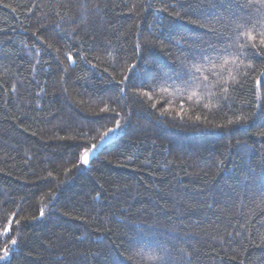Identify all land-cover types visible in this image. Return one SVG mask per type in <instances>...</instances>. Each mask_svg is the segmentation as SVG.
Masks as SVG:
<instances>
[{"label": "trees", "instance_id": "trees-1", "mask_svg": "<svg viewBox=\"0 0 264 264\" xmlns=\"http://www.w3.org/2000/svg\"><path fill=\"white\" fill-rule=\"evenodd\" d=\"M262 39L264 0H0V264H264Z\"/></svg>", "mask_w": 264, "mask_h": 264}, {"label": "snow or ice", "instance_id": "snow-or-ice-1", "mask_svg": "<svg viewBox=\"0 0 264 264\" xmlns=\"http://www.w3.org/2000/svg\"><path fill=\"white\" fill-rule=\"evenodd\" d=\"M249 39H253V37H249ZM261 44L264 45V39L261 40ZM241 47H243V45H241ZM213 51L215 52V55L217 57H220L222 55L223 52H226L227 50L224 49V50H217V49H213ZM198 58H193V63L191 65H186L184 67V69L181 70V72L177 73V76H176V79L178 81H182L184 82L185 84H191L192 83V79L195 78V73H199L202 71V68H203V65L204 63L206 62H211L212 61V55L210 53H204L203 55H200V54H197ZM69 61L72 60V57L69 56L68 57ZM225 63H227V61L225 60ZM133 67H135L133 65ZM249 67L251 68L252 66L249 65ZM261 76L264 77V72H261ZM208 80V77L205 76L204 77V81L207 82ZM236 81V77L235 76H232V82L234 83ZM225 84H228L229 82L228 81H225L224 82ZM261 83H264V81H261ZM121 91H124V89H121ZM222 91L224 93H227L229 91L228 87H222ZM103 111V109H102ZM116 127L119 128L120 127V123L119 121H117V124H116ZM116 129H109L108 131L109 132H114ZM260 135L264 136V132H261ZM105 136H107V133H105ZM96 145H93L92 146V149H88L87 151H85L81 157L82 159V162L87 165L89 163V156H88V153L90 151H92L93 149H95ZM41 215H43V212L41 213ZM8 229L6 228L5 229V233H7ZM12 244L15 245L16 244V241L13 240L12 241ZM8 249H5L4 251V257L2 258H6L8 256ZM154 259H159L161 260L162 262H164V264H166V258L165 256L163 255H157L155 257H153Z\"/></svg>", "mask_w": 264, "mask_h": 264}, {"label": "water", "instance_id": "water-1", "mask_svg": "<svg viewBox=\"0 0 264 264\" xmlns=\"http://www.w3.org/2000/svg\"><path fill=\"white\" fill-rule=\"evenodd\" d=\"M115 136L113 134H110V135H107V136H104L97 144H96V147L95 149H93L92 151H90L88 153V156H89V163L87 165H85L83 162H82V155L80 157V164L85 166V167H88L89 164L91 163V161H93L94 159L97 158V156L102 152V150L107 147L113 140H115ZM92 149V148H91Z\"/></svg>", "mask_w": 264, "mask_h": 264}]
</instances>
